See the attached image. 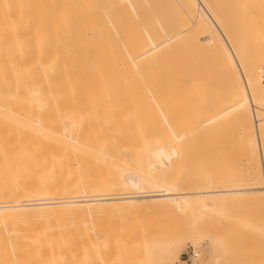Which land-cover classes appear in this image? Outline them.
I'll list each match as a JSON object with an SVG mask.
<instances>
[{"label": "bare ground", "instance_id": "1", "mask_svg": "<svg viewBox=\"0 0 264 264\" xmlns=\"http://www.w3.org/2000/svg\"><path fill=\"white\" fill-rule=\"evenodd\" d=\"M167 1L0 0V127L14 130L10 135L20 142L15 141L14 146L22 145L24 153L17 152L24 155L22 159L30 160L22 161L21 166L17 155L19 166L12 170L18 174L4 170L11 176L13 173L20 176V180L14 177L17 183L13 181L16 189L12 196L5 191V196L0 193V264H107L102 258L104 251H100V243L102 239L103 249L108 247L112 231L111 223L105 225L107 229L99 225L103 213L113 219V211L167 207L192 215L195 224L209 214L226 218L235 208L264 201V183L255 181L252 174L258 159L264 177V125L261 123L264 113L259 105L260 98L264 97V31L256 28L260 25L252 18L250 21L253 27L256 24L257 31H245V28L242 31L239 27V31H232L230 24L221 18L223 13L220 16L217 12L218 5L215 9L209 3L211 0H171L170 8H166L176 10V14L170 23L156 10L158 4ZM257 1L262 6L264 0ZM252 6L256 7L255 12L259 10L257 4ZM241 9L247 15L250 13L245 6ZM241 16L244 17L243 12ZM253 34L259 46L254 44L255 39L251 42ZM210 77L221 78L223 87L212 101L202 102L200 85L195 83ZM178 108L191 113L196 109L203 116L194 114L198 127L237 130L239 152L248 166L244 182L218 183L216 179L205 178L194 187L192 140H189L194 134L187 131L193 135L188 137L185 132L180 133L166 120L169 115L165 119L169 123L162 131L146 123V126L144 123L142 126L134 123V126L131 122L134 127L128 131L130 138L122 142L126 144L125 148L122 146L124 158L119 154L122 144L118 143L126 137L123 132L127 131L128 124L125 130L121 129L122 125L120 128L116 125L117 134L108 142L109 151L99 138L106 132L112 136L110 130L114 124L107 126L108 131L104 130L105 125L100 126L103 131L96 138L93 130L97 126L91 124L93 130H87L95 134H89L83 129L86 125L78 122L82 119L80 114L165 115ZM53 114L69 115L64 118L73 128L66 129L61 122L59 126L46 122L49 119L43 115ZM73 115H78L80 120ZM82 129L86 131L85 137ZM149 129L156 133L152 134ZM184 144L189 145V151L185 149L187 146L182 148ZM49 146L63 152H56V157ZM33 148L37 153L30 156ZM68 148L74 151L69 152ZM46 149L54 156L48 158ZM184 153H189V158ZM45 154L46 158L41 156ZM186 163L187 167L190 165L187 168L190 174L185 173ZM62 165L67 169H64L67 178L64 170L60 172ZM93 165H99V170L100 165L107 166L110 177L106 172L99 177L109 179L98 182L82 176ZM10 166L13 168L14 163ZM122 221L119 222L125 223ZM125 229L123 233L117 232L121 235L117 240L124 241L128 253L126 259L122 258L124 263L158 264L151 259L154 250L147 249L150 240L146 244L143 236L137 238L130 233L132 230L125 232ZM207 236L213 244L215 238ZM198 238L192 235L194 249ZM179 246L180 241H174L164 247L165 264L173 259ZM214 248L212 251L217 252L216 245ZM193 252L196 257L192 259L196 261L199 254ZM108 264H114V258Z\"/></svg>", "mask_w": 264, "mask_h": 264}, {"label": "rangeland", "instance_id": "2", "mask_svg": "<svg viewBox=\"0 0 264 264\" xmlns=\"http://www.w3.org/2000/svg\"><path fill=\"white\" fill-rule=\"evenodd\" d=\"M170 1L171 0H168L166 3H161L160 6L158 4L156 7V10H157V12H159L161 17H164L165 20H167L168 22L171 23V21L174 18V14H176V12H175L176 10L174 11V10L166 8L167 6L169 7L168 4H170ZM253 1H254V3H253ZM255 1L256 0H244V1L243 0H240V1L239 0L238 1L237 0H232V1L231 0H211L209 3L210 4L213 3L215 5V7H214L215 9H217L216 5H218L219 8H218L217 12H219L220 14H221V12L223 13V16H222V14L220 16H222L221 18H224V20L230 24L229 29H231L232 31H236V30L239 31V28H241V30L243 29L242 31H244L245 29H246L245 31H257L256 28L260 29V31H261V29H263V31H264V26H263V24H264L263 23L264 7L262 8V6H264V2L261 0L262 6H259L260 3H255ZM245 2L247 5L245 4ZM257 2H259V0ZM172 3L174 4V1ZM213 4H211V5L213 6ZM253 4L255 6L257 4L258 9L262 11L259 13V15H258L259 10L255 12L256 7L253 8V6H252ZM248 5H251L252 9L249 8ZM244 6L246 7L247 12L251 13V14L248 13L250 18H248V15L246 14V10L242 11L244 13V17L241 16L242 15V12H241L242 9L241 8L244 9ZM247 6H248V8H247ZM176 8H178V7L176 6ZM260 8H262V9H260ZM219 9H221L222 11ZM249 9H251L253 12L250 11ZM178 10H179V8L177 9V11ZM252 13H253V15H252ZM254 13H255V15H254ZM260 14H262V16ZM251 15L254 17H252ZM255 16H256V21L259 19L257 22L255 21ZM260 16H261V18H260ZM257 17H258V19H257ZM242 19H244V20H242ZM250 19L252 21L254 20V22L256 24H259L260 27H262V28H260L259 26L255 28L256 24L255 25L253 24L254 25V27H253ZM237 20H239V21H237ZM247 20H248V22H246ZM240 21H241V23L238 25V22H240ZM249 21L251 22V24ZM260 22H262V26H261ZM242 23H244L243 26H242ZM249 25H251L252 27L250 28ZM234 26H236V28L237 27H239V28L235 29V28H233ZM247 27L250 30L247 29ZM251 37H252L251 42L253 43V40L256 38V36H254V34H253V35H251ZM252 43L251 44L249 43L248 46L252 47L251 46ZM255 43H256V39H255L254 44ZM254 44H253V46L255 47ZM256 45H258V44L256 43ZM196 84L200 85L199 87L201 88V92L199 93V96H200V101H202V102L212 101V99L217 94H219L220 91L222 90L221 87H223V82H222L221 78H219V77H216L214 79H213V77L212 78L210 77V79L208 78L207 80L203 79L201 81L196 82L195 86H197ZM195 94H198V93L196 92ZM205 96L207 97V99ZM194 106H195V104H194ZM179 110H180V108H178L177 111H176V109H174V112L172 110L170 113H166L165 115H161V114L158 115V113L156 115L153 113L152 114L148 113L150 116L146 113H142V114H144V116L138 115L136 113L135 114L134 113L133 114L126 113V114H124L125 116H122V114L119 113L121 115V117L118 114H112V115L111 114L110 115L109 114H94V115H88V116H87V114H82V115L80 114L79 116H82L81 120L79 119L78 115H75V116L73 115L72 117L74 118V117L78 116V119L80 120L78 122L80 123L81 126L86 125L85 127H83V129L85 128L88 133L91 132V131H88L89 129L93 130V128L96 126L99 128L100 126L104 127V125H105L106 126L105 129L104 128L103 129L106 131L109 130L108 128L113 126L114 129L110 130V131H112V133H111L112 136L108 135L109 132L108 133L106 132V134L104 133L103 137L100 136V138H103V139H100L98 136L99 140H101V143H102V141L104 142L103 145L107 150H109V143L108 142H110L111 138H113V134L114 135L117 134L116 133L117 131H115V129H117L118 127L116 125H118L119 128L121 127L120 125H122V127H121L122 130H125L126 128H128L127 131L125 130L123 132L126 137L123 136L124 138H121V136H120L122 141H121V139L119 140V142H121V143H118V145H119V144H122L123 139H125V141H126V140H128L127 139L128 137L130 138V135L128 136V134H129L128 131H130V127H134L135 124L136 125L141 124L140 126H142L143 123L144 124L146 123L147 125H149L148 127H151V128L155 127L154 130L162 131L166 128L167 122L169 121L178 128L180 133L185 132L187 134V131H188V133L193 132L192 134H194V136L192 134H189V135L193 136L189 140L190 141L192 140V142H191L192 143V172L194 173V174L192 173V179H193V186L194 187L199 186L201 184V182H203L201 180H204L205 178H209L210 180L216 179L219 181L218 183H220L222 181H225V182L232 181L233 183L244 182V177L248 174V170H247L248 166L246 164V161H244L245 159L242 157V155L239 152L238 146H239L240 141L238 140V135L236 132L237 130L232 129L230 131H222L220 129H214L213 130V128H214L213 126H212V128L207 126L208 129L206 127H203V128L200 126L198 127V125L196 124L197 121H195L198 118L195 120H194V118L197 116L200 117L202 115H199L198 111H196V109L194 110L195 112H193V110H192V113H191V111L184 110V109H183L184 111L182 109L180 111ZM194 114H197V116H195ZM135 115L138 117H136ZM167 115H169V116H167ZM43 116H45V119H47V117H48L49 120L48 121L46 120V122H48V123H54V124L58 123L57 124L58 126L62 123V126H65L64 128H66V129L67 128L69 129L71 127L73 128V125H69L70 123H68L67 119L64 118V116L68 117L69 115H62V114L54 115L53 114V115H43ZM84 116H86V117H84ZM93 116H94V119H93ZM110 116H113V118H111ZM116 116L118 118L114 119ZM166 116H167V119H166ZM83 117L86 118L90 122V124L87 122V120H84ZM128 117H129V119H128ZM130 117L131 118L133 117V119H132L133 121L131 120ZM134 117H135V119H134ZM125 118L130 123H128L126 120H124ZM165 119L168 121H166ZM68 120H70V119H68ZM92 120H93V122H92ZM55 121H57V122H55ZM74 121H76V120H74ZM95 121L99 125L94 123ZM99 121H101V122H99ZM125 121L127 123H125ZM193 121H195L194 122L195 124H193L194 126L192 125ZM76 122H74V123H76ZM122 122H123V124H122ZM131 122L133 124L135 123L134 126ZM76 124H78V123H76ZM91 124L94 125V127L91 126ZM100 124H102V125H100ZM112 124H114V125H112ZM127 124H128V126H127ZM146 124H145V126H146ZM78 125H76V126H78ZM110 125H112V126H110ZM76 126H74V127H76ZM107 126H108V128H107ZM178 126H180V127H178ZM196 126H197V128H196ZM91 127H93V128H91ZM124 127H126V128H124ZM0 128H2V129H0V193L2 192L1 194L4 195V193L7 192L8 194L10 193V196H12L13 192H14L13 189H16L15 183H17V182H15V178L18 177V176H16V174H18V173H16L17 171L16 172L14 171L15 169L17 170L16 166H19V164L17 165V163H18L17 162V158H18L17 155H19L20 159H18V161L21 163L20 164L21 166L23 163L22 161H24L26 159V157H25V159H22L21 157L24 155L20 156V154L24 153L23 151H22L23 153L21 152V147H22L21 144H20L21 146L19 145L20 147L15 145L17 147H16V149H14L15 148L14 144H16V142H17V144L20 143L19 141L16 140V138L14 136L10 135L11 132L14 133V130L12 131V130H9L8 128H3V127H0ZM79 128H82V127H79ZM188 128L190 130H188ZM199 128H200V130H199ZM83 129L81 130V132L82 131L84 132ZM97 129L93 130L96 132V135H95L96 138H97V135L103 131V130H100V128H99V130H97ZM193 129H198V130L197 131L195 130V132H196L195 133ZM206 129H207V131H205ZM154 130L152 129V131L150 130V132L152 134H153V132L156 133V131H154ZM209 130L211 133L210 132L208 133ZM218 130L220 131V133ZM131 131H132V129H131ZM85 132L82 133L83 137H85V135H84ZM95 132L94 133L91 132V134L92 133L95 134ZM7 133L9 135H7ZM88 133H87V135L89 136L90 133L89 134ZM206 133H208L209 135L208 134L206 135ZM87 135H86V137H87ZM189 135H188V137H189ZM205 136H207V137H205ZM214 136H215V138H214ZM13 137H14V141H13ZM94 137H92L91 139H94ZM107 140H109V141H107ZM91 141L94 142L93 140H91ZM111 142H112V140H111ZM217 142H218V144H217ZM107 143H108V146H107ZM29 145L31 147V144H29ZM32 145H33V147L35 146L34 148H36V145H34V144H32ZM92 145H94V144H92ZM118 145H115V146L117 147ZM125 145L126 144L123 143L121 145V147L123 146L125 148ZM184 145H182L183 146L182 148L184 149L187 146L188 148H185V149H186V151H187V149L189 151V149H190L189 145H185V146ZM118 147H120V146H118ZM121 147L119 148L120 149L119 154L121 155L122 158H124L125 152H124L123 147H122V149H121ZM17 148L20 149V151ZM26 148L29 150L28 145ZM34 148H33V150H34ZM37 148L39 149V147H37ZM59 148L55 147L56 150ZM110 148H115V147L111 146ZM182 148H180V149H182ZM43 149H42V151H43ZM48 149H52V146H49ZM183 149H182V151H183ZM60 150L54 151L52 149V152H51L50 150L47 151V149H46V152L47 153L49 152V154L48 155L45 154V156H43V155H41V156L46 158V155H47L48 158H50L49 155H53L54 154L53 152H55L54 155L57 157L58 155H56V152H58V153L63 152L62 150L61 151ZM72 150L73 149H71V150L69 149V152H71ZM17 151L21 152V153L19 154ZM42 151H41V153H42ZM112 151L117 152V149L112 150ZM186 151L184 150V152H186ZM35 152H36V150H34L30 154V156L34 155ZM50 152L53 154H51ZM36 153H35V155H36ZM184 154H186V153H184ZM14 155H15V157H14ZM37 155H39V154H37ZM59 155H60V157H61V155L63 156L62 153ZM186 155L188 156L189 153H187ZM41 156H38V158L40 157L39 159L43 160L44 158H41ZM187 156H186V158H187ZM189 156H188V158H189ZM34 158H36V157H34ZM186 158H184V159H186ZM15 159H16V161H14ZM256 160H257V162L255 164H253V165H255V167H254V170H252V174L255 177V181H257L258 183H264L263 182L264 177L262 176L263 175L262 163L260 161H258V159H256ZM25 161H30V160L27 159ZM36 161H37V159H36ZM184 161H186V160H184ZM97 162L98 161H96V163ZM186 162L189 163L188 161H186ZM10 163H14V167H16V168H14V167L12 168L11 167L12 165L10 166ZM187 163L185 164V166L188 165ZM29 164H32V163H29ZM182 164H183V162H182ZM96 165H93V166L95 167ZM194 165L198 169H196ZM23 166H25V165H23ZM30 166L31 165H29L28 169L30 168ZM59 167H61V164ZM64 167H66V166H64ZM94 167L92 169H90L91 171L88 173L85 171L86 174H84L82 176L86 175V177H88L90 179L97 180L98 182L103 181V180L106 181L109 179V177H110L109 171L110 170L107 166H106L107 167L106 168V167H103V165H102V167L105 168L107 171L105 169H103L101 167V165H100V170L98 169L99 165H98V167L96 166L100 172L102 171L100 174H99L98 170H95L96 167L95 168ZM188 167H190V165ZM188 167L187 166L185 167L186 170ZM6 168L8 169V171H9V169L10 170L14 169L11 172H15L16 174L13 173V175L14 174L15 175L11 176L10 172L8 174V172L4 171ZM25 168H26V166H25ZM62 168H63V165H62ZM193 168H194V171H193ZM28 169H26V170H28ZM60 169L61 168H59L58 170H60ZM64 169H66V168H63L60 172H63ZM31 170H34V169L32 168ZM66 171H67V169H66ZM96 171H98L97 174H99V175L96 174ZM33 172H34V174H36L35 171H33ZM103 172L107 173V174L106 173H104V174L106 176H109V177H107L108 179H106L105 176L103 177L104 179L102 178L103 180L101 179L102 175H104ZM187 172H188V174H190L189 170H187L185 173H187ZM6 173L10 176L6 175ZM54 173L56 174V172H54ZM63 173H65V175H66L67 172H65V170H64ZM63 173L62 174L60 173V174L63 176L64 175ZM78 173H80L79 175H81V172H78ZM56 175L58 176V174H56ZM76 175H78V174H76ZM100 175H101V177H99ZM4 176H7V177H4ZM11 177L13 178V180ZM19 177L16 179H19ZM63 178L64 177H62L60 179L64 180ZM66 178H67V175H66ZM225 182H223V183H225ZM229 185L232 186V183H229ZM1 194H0V196H2ZM112 213H113V215H112L113 219H112V217H110L104 213L101 214L102 216H101V218H99V220H100L99 225L100 226H102V225L108 226L111 223L109 228L111 229L112 232H114V230H115L114 234L112 232H110L111 235L109 234L110 235L109 238H112V239L110 240V244L108 247H104V249H103V240L102 239H101V243H100V251H104L102 258L105 260V263H107V264L109 262H111V258H114V264H125L124 263L125 260H123L122 258L126 259L128 253L126 251L124 241L121 239L117 240L118 235H120V234H117V232L121 233L120 230H122V233H123L124 228H126L125 232H126V230L128 232L132 230L130 233H133V235H136V237L138 236L137 238L141 237V239H142V236H143L146 244H147L148 240L151 241V243L149 241V243L147 244V249L149 248L150 251L154 250L153 251L154 254H153V257L151 259H152V261H155L158 264H165L164 253L162 250L169 243H172L174 241H180V246L176 249V251L173 255L175 261L177 259L176 264H180V263L181 264H194V263L195 264H197V263H199V264H264V228H263L264 227V201L256 202V203H253L252 205L247 204V205H245L239 209L235 208L230 213L227 214L229 216L226 218H219L218 219V217H216V215L209 214L205 217L200 218V220L198 222H196L195 224H193L194 217L192 215L187 216V214L178 213L173 208H167V207H146V208L136 209V210L130 209L128 211H113ZM124 215H125V217H124ZM107 216L110 217L111 219L107 218ZM119 216H123L124 218H120ZM127 216L130 218H128ZM116 218H117V220H116ZM111 220H112V222H111ZM122 220H124L125 223H123V224L120 223V222H123ZM128 220H131V221H128ZM134 220H135V222H134ZM114 224H116L117 228H113L115 226ZM106 229H107V227H106ZM112 229H114V230H112ZM135 230H137V231H135ZM192 235L199 237L198 238L199 239L198 244H197V247L195 249L192 247V243H191ZM207 235L215 238L213 244H211V239ZM101 237L102 236H100V238ZM124 237L127 238L126 236H124ZM124 237H123V239H124ZM129 238H130V236L128 237V239ZM215 245H216V248L218 249V250L216 249L217 252H213V251H215L214 250ZM217 245H219V247ZM212 249H213V251H212ZM193 250L199 254L198 258H196V261L193 259L188 260L186 257ZM202 252H203V254H202ZM228 253H230V254H228ZM204 260H205V262H204Z\"/></svg>", "mask_w": 264, "mask_h": 264}, {"label": "snow or ice", "instance_id": "3", "mask_svg": "<svg viewBox=\"0 0 264 264\" xmlns=\"http://www.w3.org/2000/svg\"><path fill=\"white\" fill-rule=\"evenodd\" d=\"M259 105H260V111L262 113H264V97H261L260 98ZM261 123H262V125H264V116L261 117ZM168 264H176V261L174 259V256H173V259H171V260L168 261Z\"/></svg>", "mask_w": 264, "mask_h": 264}, {"label": "built area", "instance_id": "4", "mask_svg": "<svg viewBox=\"0 0 264 264\" xmlns=\"http://www.w3.org/2000/svg\"><path fill=\"white\" fill-rule=\"evenodd\" d=\"M187 259H192L193 257H196L195 253L192 251L191 253H189L187 256Z\"/></svg>", "mask_w": 264, "mask_h": 264}]
</instances>
